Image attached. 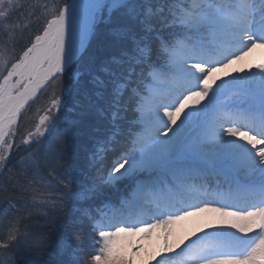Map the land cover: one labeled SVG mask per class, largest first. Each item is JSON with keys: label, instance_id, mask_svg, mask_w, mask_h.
<instances>
[{"label": "snow or ice", "instance_id": "snow-or-ice-1", "mask_svg": "<svg viewBox=\"0 0 264 264\" xmlns=\"http://www.w3.org/2000/svg\"><path fill=\"white\" fill-rule=\"evenodd\" d=\"M257 48L264 0H0V264H135L202 213L155 264H264Z\"/></svg>", "mask_w": 264, "mask_h": 264}, {"label": "rangeland", "instance_id": "rangeland-1", "mask_svg": "<svg viewBox=\"0 0 264 264\" xmlns=\"http://www.w3.org/2000/svg\"><path fill=\"white\" fill-rule=\"evenodd\" d=\"M251 54L252 53L246 57L243 63L246 69L248 65H251L253 66L252 70L255 71V65L264 64V57L261 58V60H253ZM213 216L214 214L212 213H202L199 216H188L170 225L167 230L162 228L154 229L148 239L139 241L141 249L136 256L135 264H155L153 256L156 253H162L166 243L171 247H175L176 244L185 237L195 239L193 233L202 234L199 230L205 229L206 221L211 220ZM166 234L167 240L165 239ZM155 238L158 239L157 243L155 242ZM187 242L188 241L185 240V243ZM180 247H183V245H180ZM176 251H179V248H177ZM188 264H190V262H188Z\"/></svg>", "mask_w": 264, "mask_h": 264}, {"label": "trees", "instance_id": "trees-1", "mask_svg": "<svg viewBox=\"0 0 264 264\" xmlns=\"http://www.w3.org/2000/svg\"><path fill=\"white\" fill-rule=\"evenodd\" d=\"M45 103H46L45 94L42 93L40 98L36 101V103L34 105H32V113L29 117H27V119L33 120V119L37 118L36 117V111H35L36 108L43 106ZM30 223L35 224L36 222L33 221Z\"/></svg>", "mask_w": 264, "mask_h": 264}, {"label": "bare ground", "instance_id": "bare-ground-1", "mask_svg": "<svg viewBox=\"0 0 264 264\" xmlns=\"http://www.w3.org/2000/svg\"><path fill=\"white\" fill-rule=\"evenodd\" d=\"M263 57H264V55H263V49L257 48L255 50H253V52L251 54V58L253 60H261V58H263ZM155 242L156 243L158 242V239L157 238H155Z\"/></svg>", "mask_w": 264, "mask_h": 264}]
</instances>
